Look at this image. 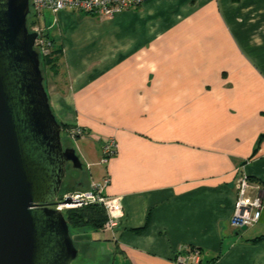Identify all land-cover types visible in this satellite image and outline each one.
<instances>
[{"label": "crops", "instance_id": "obj_1", "mask_svg": "<svg viewBox=\"0 0 264 264\" xmlns=\"http://www.w3.org/2000/svg\"><path fill=\"white\" fill-rule=\"evenodd\" d=\"M36 21L59 50L52 108L86 129L65 132L89 171L75 188L109 176L125 212L114 232H90L79 264H181L184 245L204 263L264 264V206L245 230L231 221L238 170L264 201V0H144L113 18L43 9ZM109 137L118 153L101 164Z\"/></svg>", "mask_w": 264, "mask_h": 264}, {"label": "water", "instance_id": "obj_2", "mask_svg": "<svg viewBox=\"0 0 264 264\" xmlns=\"http://www.w3.org/2000/svg\"><path fill=\"white\" fill-rule=\"evenodd\" d=\"M31 14L30 0H0V264H73L80 250L53 205L83 201L57 198L68 164H84L64 143Z\"/></svg>", "mask_w": 264, "mask_h": 264}, {"label": "built area", "instance_id": "obj_3", "mask_svg": "<svg viewBox=\"0 0 264 264\" xmlns=\"http://www.w3.org/2000/svg\"><path fill=\"white\" fill-rule=\"evenodd\" d=\"M32 12L36 16L43 9H51L54 12L62 10L81 11L88 14H96L103 18H113L117 14L126 10L137 9L144 3V0H30ZM33 31L39 32L35 47L41 55H47L52 47L51 41L44 37L43 30L36 24L32 27ZM67 134L72 140H76L86 135V129L75 125L67 128ZM119 149V143L114 137H109L103 141L101 164H107L111 158L116 156ZM237 182V197L235 201L234 212L232 215V225L235 228L242 229L244 226H253L261 217L264 201L260 193L251 197L250 191L260 189L259 185H254L250 177L241 170ZM110 182V177L105 176L102 181H92L90 186L84 189H74L61 192L58 195L57 202L64 201L67 196L79 198L81 202L56 203L53 207L64 212L72 208L100 205L104 208L107 221L101 228V231L114 232L121 224L125 215L121 202V197L110 196L105 193L106 186ZM176 260L181 264H200L202 261V250L196 246H181L176 254Z\"/></svg>", "mask_w": 264, "mask_h": 264}, {"label": "trees", "instance_id": "obj_4", "mask_svg": "<svg viewBox=\"0 0 264 264\" xmlns=\"http://www.w3.org/2000/svg\"><path fill=\"white\" fill-rule=\"evenodd\" d=\"M36 24H37V21L35 19L34 13L32 12V14L28 18V26L30 30ZM44 37L50 40L49 37L45 33H44ZM51 44H52V41H51ZM57 57H59V50L53 48V45L51 47L50 52L47 55H41V58H42L41 66H42L43 74L45 76V84L48 79L47 74H51L55 76L60 70ZM46 87H47V84H46ZM47 90H48V87H47ZM62 125H63L62 136H63L67 128L72 127V126H68L63 123ZM70 166L72 167L71 164H68V167ZM68 167H67V170H68ZM74 189L76 188L71 187V186L70 187L63 186L61 192H65L68 190H74ZM65 215L70 225L72 236L78 248H81L85 245L83 241L90 239V235H89L90 232L100 231L103 225L105 224V222L107 221L106 212L104 208L100 205H87V206L72 208L66 211ZM143 229L144 227L139 228L137 230L139 231ZM254 240L255 241L264 240V235L261 237H257ZM85 247L88 248L87 245ZM200 264H209V262L204 263L202 260Z\"/></svg>", "mask_w": 264, "mask_h": 264}, {"label": "rangeland", "instance_id": "obj_5", "mask_svg": "<svg viewBox=\"0 0 264 264\" xmlns=\"http://www.w3.org/2000/svg\"><path fill=\"white\" fill-rule=\"evenodd\" d=\"M57 61H58V65H59V67H60V63H61V61H60V58L59 57H57ZM50 75L51 74H47V76H48V79H47V81H46V84H47V87H48V80H49V77H50ZM63 140L65 141V134H63ZM66 142V141H65ZM69 143V142H68ZM82 159V161H83V164H84V169H83V171L85 172V174H86V172L88 171V167L86 166L87 165V162L86 161H84L83 160V158H81ZM99 169L101 168V167H98ZM89 172V171H88ZM81 174H82V172L81 171H79V170H73V168L70 166V167H68V170H67V176H66V179H65V181H64V183H63V186H65V187H70V185H71V179H72V177L74 178V176H81ZM95 177V176H94ZM101 231V230H100ZM83 259H82V257L80 256V255H78V257L74 260V262H73V264H79L81 261H82Z\"/></svg>", "mask_w": 264, "mask_h": 264}, {"label": "flooded vegetation", "instance_id": "obj_6", "mask_svg": "<svg viewBox=\"0 0 264 264\" xmlns=\"http://www.w3.org/2000/svg\"><path fill=\"white\" fill-rule=\"evenodd\" d=\"M65 143V142H64ZM66 144V143H65ZM67 145V144H66ZM74 169V168H73ZM75 170V169H74ZM82 172V174H81V176H85V172L84 171H81ZM71 187H77V179L74 177H72V179H71Z\"/></svg>", "mask_w": 264, "mask_h": 264}]
</instances>
